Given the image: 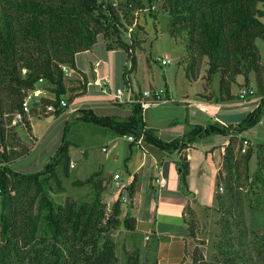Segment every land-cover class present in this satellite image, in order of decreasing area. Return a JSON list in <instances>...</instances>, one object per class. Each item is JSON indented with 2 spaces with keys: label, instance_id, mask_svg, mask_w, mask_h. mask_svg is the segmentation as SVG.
<instances>
[{
  "label": "trees",
  "instance_id": "1",
  "mask_svg": "<svg viewBox=\"0 0 264 264\" xmlns=\"http://www.w3.org/2000/svg\"><path fill=\"white\" fill-rule=\"evenodd\" d=\"M153 1L0 0V264H120L113 234L120 228L136 230V218L123 215L124 203L118 197L108 209L103 197L107 185L100 178L101 172L74 182L94 189L90 202L67 200L56 205L50 197L53 183L58 190L64 189L62 176L68 177L72 168L70 144L65 138L38 171L17 172L10 163L30 150L15 130L19 122L31 133L30 116L58 117L68 108L61 100L69 95L71 103L80 94L76 92L85 90V83H71L62 66L77 69L76 55L90 50L100 35L109 49L122 48L133 67L137 66L135 39L124 38L125 20L133 24L134 12ZM160 1L170 16L169 34L186 46L187 77L193 81L200 77L206 57L208 68L203 79L207 90L219 73L218 97L226 101L236 98L233 85L249 86L253 74L262 96L260 105L236 126L191 125L181 138L172 141L162 140L155 129L147 127L137 102L129 103L131 113L126 118L83 107L77 110L76 119L117 135H133L134 145H141L137 141L143 136L142 143L167 152L182 151L205 137L240 133L255 126L264 114V63L257 45V39H264V0ZM41 80L47 81L54 96L34 100V105L41 107L39 111L36 107L25 111L24 102ZM49 106L55 110L49 112ZM18 112L23 119L13 125ZM241 147L242 142L237 151L227 147L218 174V231L213 238L212 259L205 260L197 246L191 254L193 264H264V143L251 145L245 153ZM254 156L257 167L252 172ZM180 169L186 181V156L181 157ZM134 192L132 184L131 194ZM188 214L192 218L190 207ZM186 224L198 242L195 221L189 218ZM188 255L186 250L184 260ZM126 257V264H157V257L151 259L138 247L127 251Z\"/></svg>",
  "mask_w": 264,
  "mask_h": 264
},
{
  "label": "rangeland",
  "instance_id": "2",
  "mask_svg": "<svg viewBox=\"0 0 264 264\" xmlns=\"http://www.w3.org/2000/svg\"><path fill=\"white\" fill-rule=\"evenodd\" d=\"M161 3L160 0H154L152 4L145 2L144 8L141 11L134 12L133 24L125 20L124 38L127 41L134 38L136 43V67H133L132 61L129 60L128 54L124 50H117L115 53L107 50V41L102 35L98 37L93 51L96 57L110 60L111 76L115 88L120 85L129 94H132V89L139 93L150 85L160 86L165 84L164 78L167 77L172 90V97H174L175 103H177L182 92L189 91L191 94L194 89H199L202 83L204 85L206 83L204 79H199L195 82L187 77L188 54L186 46L181 39H175L169 34L170 16L162 10ZM151 7L153 8L152 12H150ZM164 55H169L172 58L170 64L163 65L161 63L159 58ZM78 59L83 64L89 80L92 81L91 64H93V56L83 52L78 54ZM207 68V58L205 57L200 73L206 75ZM67 78L71 79L69 76ZM249 81L255 85L253 74L250 75ZM219 82L220 74L218 73L213 77L211 82L212 90H215L216 93L219 90ZM71 83L76 85L74 81H71ZM49 87L46 80H41L37 83L36 88L29 93L26 99L29 111H32L34 107L38 111L41 109L39 105H34V100L39 99L41 96H54ZM239 88V84L233 85L234 92L238 93ZM103 89H112V84L108 86L90 84L83 95L76 97L75 93L72 94V96H75L72 100L73 104L86 101L90 108L97 110L100 114H115L118 112L123 116L127 109L117 110L101 106L97 107L98 103H94L100 100H113L111 96L103 93ZM65 97L68 104H70L69 95ZM48 111L50 112V110ZM32 123L36 133V137L34 138L30 136L21 122L15 127V130L21 134L22 138L30 146V150L25 156L14 159L10 163L11 168L14 171L22 173L42 169L65 138L66 142L70 144L73 167L68 177L62 176L63 190H58L56 183L52 184L54 190L50 193V197L56 205L63 204L67 200L87 202L93 200L94 189L90 185L79 186L75 185L74 182L84 180L96 171L102 172L104 170L106 172V170L111 169L110 165L106 163L108 158L106 152L103 150V145L107 140L105 133L111 130L100 125L74 119L70 115H61L59 117L49 115L47 117L42 116L41 118L34 116ZM12 124L15 125L13 120ZM257 143H261V141L258 140ZM256 167L257 159L254 156L250 163L251 171H255ZM106 185L107 189L103 193V197L108 205V209L111 210L118 193L115 189H111L110 182H107ZM178 200L179 198H175L172 202H166L164 199L160 202L156 196L155 201H143L137 214L141 218H144L147 223L145 221L140 222L139 227L134 231L120 228L114 232L113 237L118 243L117 255L120 258V264H126L127 251L133 250L134 247H138L141 250L145 249L142 242L144 239V232L142 230L148 229L150 224L152 226L158 223L160 226L167 228L177 227L178 223L184 224L189 218L195 221L197 241L200 242L198 243L192 238L195 243L194 249L200 246L205 254V260L209 261L212 259V254L214 253L212 249L213 238L218 231L215 198H212L208 205L205 206L197 201V207L195 206L196 209L193 210L192 218L187 211L185 213L180 211ZM166 204H170L168 205V209ZM135 207V210H133V207H130V214H134L137 210V206ZM123 215L125 216V213ZM193 250L182 264H193L191 256ZM143 260L144 258H142Z\"/></svg>",
  "mask_w": 264,
  "mask_h": 264
},
{
  "label": "crops",
  "instance_id": "3",
  "mask_svg": "<svg viewBox=\"0 0 264 264\" xmlns=\"http://www.w3.org/2000/svg\"><path fill=\"white\" fill-rule=\"evenodd\" d=\"M257 45L264 63V39H257ZM94 47L83 51L93 56V64H91L92 81L89 80L83 64L78 59V54L83 52L76 55L77 69L72 68L71 80L76 85L86 84L85 90L76 92L80 93L76 97L83 95L90 84L100 86L112 84V89H103L102 91L105 95L111 96L113 100H100L94 103H98L97 107L101 106L117 110L127 109L123 116L118 112L115 114L102 113V115H115L120 118H126L131 113V105L129 103L132 102L135 94L138 93L132 89V94L127 91L123 100L117 101L115 99L114 95L117 88L123 87L120 85L116 86V88L114 87L111 76V62L110 60L96 57L93 51ZM106 48L112 53L117 50H123L122 48L109 49L107 44ZM105 77L110 79V83L107 85L102 80ZM203 77L204 75L201 74L195 82L203 79ZM164 80L166 82L163 85H150L146 88L164 87L170 97L174 98L172 97L168 78L165 77ZM240 82L243 83L242 81ZM249 86L256 89L254 84L250 83ZM238 93L234 92L232 88V94L236 98L223 101L218 97V92L216 93L215 90H212V86L207 90L206 85L202 83L200 88L194 89L191 94L189 91L182 92L177 103L169 101L149 107L144 112L147 127L155 129L162 140L172 141L181 138L191 125L219 123L225 126H236L255 110L262 100V96L258 95V91L247 100L239 99ZM83 107H89V104L86 101H80L75 104L71 102L61 115H70L76 119L79 115L77 110ZM95 111L97 112V110ZM34 116L38 115L30 116L32 132L29 134L32 138L36 137L32 123ZM16 132L18 131L16 130ZM18 134L22 141H25L19 132ZM105 138L107 140L103 147H107V151H105L108 158L106 163L110 165L111 169L106 170V172L103 170L100 178L104 181V185L110 182L111 189H114L112 186V175L115 172H120L125 177L124 180L126 182L135 185V192L131 194V201L126 205L123 204L122 207L125 214L136 218L137 229L140 222H146L144 218L137 214L140 205L143 201H155L156 196L160 202L164 199L166 202H172L173 199L179 198L178 205L182 213L188 212L189 207L192 210L196 209L197 201L201 205H208L209 201L215 198L218 192V174L223 167L227 147L230 146L237 151L245 138L249 139L253 147L260 144L257 143L258 140L264 143V114L261 120L252 128L230 135L216 134L205 137L182 151L167 152L145 143L134 145L128 136L117 135L113 131H107ZM182 156H186L189 161V174L186 177V181L182 178L180 169ZM162 178L166 181L164 186H161L157 181V179ZM166 205L168 209L170 204ZM135 206H137V210L134 214H130V207L135 210ZM186 221L184 224L178 223L177 227L170 228L160 226L158 223L152 226L148 224V229L142 230L144 232L142 242L145 246L142 253L148 254L151 259L157 257V264H177L182 262L186 256V250L191 253L195 247ZM147 236H149L148 239Z\"/></svg>",
  "mask_w": 264,
  "mask_h": 264
},
{
  "label": "built area",
  "instance_id": "4",
  "mask_svg": "<svg viewBox=\"0 0 264 264\" xmlns=\"http://www.w3.org/2000/svg\"><path fill=\"white\" fill-rule=\"evenodd\" d=\"M159 60H161V63L163 65H168L172 62V58L169 55L161 56ZM62 68L66 76L70 77L72 75L71 67H69L68 65H63ZM102 80L105 85L110 83V79L107 77L103 78ZM126 92L127 90L124 88H117L116 93L114 95L115 99L117 101L123 100V97ZM256 93H257V89H255L254 87L242 86L239 90L238 97L241 100H247L249 97L255 95ZM169 101H176V100L170 97L167 89L164 87H155V88L150 87L143 89L138 94H135L134 98L132 99V102H137L141 104L144 112L152 105H157ZM61 105L69 107V104L66 99L61 100ZM24 110L29 111V106L26 101L24 102ZM48 110L54 111L55 108L53 106H49ZM22 119H23L22 112H18L13 118V123L16 124ZM128 138L131 142L135 141L133 135H128ZM142 140H143V136L137 141V143L142 144ZM250 146H251V142L249 141V139L247 138L243 139L241 152L245 153ZM103 150L107 151V147H103ZM72 166H73V162H72ZM157 181L161 186L166 185V181L164 178L157 179ZM112 186L117 191L118 193L117 197L121 201V203L127 204L131 201V184L124 180L122 173L115 172L112 175ZM223 190H224L223 186H220L219 191L222 192ZM148 238L149 236H147V239Z\"/></svg>",
  "mask_w": 264,
  "mask_h": 264
}]
</instances>
